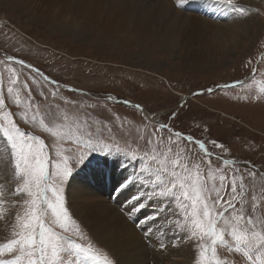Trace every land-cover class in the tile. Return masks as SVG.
<instances>
[{"label":"rangeland","instance_id":"1","mask_svg":"<svg viewBox=\"0 0 264 264\" xmlns=\"http://www.w3.org/2000/svg\"><path fill=\"white\" fill-rule=\"evenodd\" d=\"M188 1L192 4L199 0ZM220 2L200 0L198 4L205 11L194 13L212 24H228L231 18L245 20L250 16L249 25L258 23L257 33L250 41L230 42L210 36L208 50L197 59L179 43V31L173 34L148 29L143 17L146 10L139 3L134 7L117 0H0V95L24 131L44 142L41 145L30 141L25 155L38 153V159H43L55 177L62 171L65 159L70 162L87 146L95 147L74 166L64 186L66 205L75 217L64 222L68 234L74 233L73 242L84 249L78 257L64 256L65 264H122L116 253L75 214L71 200L72 183L75 188L90 180L89 187L100 185L95 189L97 195L110 202L113 184L108 186V193V183L100 176L103 174H115V181L121 184L117 187L121 188L119 193L126 191L125 209L131 201L127 197L129 187L139 191L133 198L139 203V211L134 217L126 216L130 223H139L134 219L144 213L146 206L151 205L149 214H154L152 204L159 199L164 206L159 214L170 216L174 229L189 236L185 242L190 257L172 255L162 264H197L199 259L197 242L190 238L192 210L184 208L190 201L181 196L184 203H179L175 198L158 195L164 186L161 182L171 179L173 168L183 177L177 186L188 185L198 177L207 188L219 189L224 176L225 199L235 179L238 192L239 185H243L245 197L246 211L240 225L249 216L258 225L264 223V0H231L232 5L247 10L242 14ZM178 3L172 0L171 16L179 10L186 16L192 14ZM220 6L229 12L224 18L216 17L222 16L217 13L223 9ZM21 60L23 65L15 62ZM44 75L59 82L55 89ZM126 101H131V106ZM135 105H142V110ZM173 111L178 113L175 120L168 118ZM4 115L0 109V123ZM165 121L174 130L202 140L213 153L211 160L196 146L175 137L169 141L167 132L158 133L154 125ZM214 140L225 148H217ZM0 141V194L12 211L10 229L0 235L2 246L18 238L19 226L14 231L13 225L16 216L22 217L28 206L16 203L19 176L9 144L3 137ZM153 153L159 164L153 161ZM225 159H235L236 164L225 165ZM181 163L183 169L179 167ZM158 168L165 171L157 175ZM89 175L92 179L85 178ZM240 206L236 204L237 209ZM141 225L136 230L142 237ZM53 230L63 232L59 225ZM150 256L151 259L153 255ZM237 258L239 253L222 248L215 256L210 247L206 253L212 264ZM261 259L264 256L257 264Z\"/></svg>","mask_w":264,"mask_h":264},{"label":"snow or ice","instance_id":"2","mask_svg":"<svg viewBox=\"0 0 264 264\" xmlns=\"http://www.w3.org/2000/svg\"><path fill=\"white\" fill-rule=\"evenodd\" d=\"M185 2L186 0H179L180 6L182 7ZM220 4L232 12L242 14L247 11L232 5L231 0H221ZM15 62L24 64L22 60ZM36 71L39 72V69ZM49 82L53 85V89L59 83L55 80H49ZM223 87H228V85ZM126 103L131 106V101H126ZM135 107L138 110L143 108L142 105H135ZM9 108L10 106L6 104L4 96L0 95V109L5 113L4 122L0 123V137L6 140L12 150L15 169L19 176V186L15 189L16 203H23L28 207L22 217L16 216V224L13 225L14 231L16 226H19L20 230L16 232L18 238L0 246V264H65L64 256L78 257L84 252V249L80 244L73 242L71 235L74 233L68 234V225L64 222L75 218L66 205L63 195L64 186L74 166L85 159L89 149L95 147L87 146L83 154L73 155L70 162L69 159H65L62 171L53 177L46 169L43 159H38V153L32 154L31 157L25 155L24 150L29 146L30 141H39L41 145L44 142L39 140L37 136H30L24 131ZM177 115L178 113L173 111L169 113L168 118L175 120ZM154 129L158 133L167 132L169 141L175 137L177 140H183L189 145L196 146L204 156L209 158V161L211 160L213 153L208 150L202 140L174 130L166 121L154 125ZM160 139L165 138L161 136ZM212 143L217 148H225L224 144L215 140ZM152 159L159 164V158L154 153ZM223 163L231 166L236 164V160L225 159ZM179 167L183 169L184 164L181 163ZM56 168L59 170L60 165L57 164ZM161 171L165 170L158 168L157 175ZM170 175L171 179L161 182L164 186L158 195L175 198L179 203L190 201V203L184 204V208L185 211L189 208L192 210L190 238L197 242L195 245L196 249L199 250L197 264H212L206 259L209 247L213 256L217 254L218 248L240 254V258L231 261L217 260L215 264H257L259 257L264 256V223L258 225L249 216L244 224L240 225L239 222L244 220L243 214L246 211L243 206L245 203L243 185H239L240 191L238 192L236 180L233 179L230 193L225 199L223 195L225 191L224 176H221L222 183L219 189L215 187L209 189L198 177L193 178L188 185L179 183L177 186V182L183 180V177L175 168L171 170ZM212 193H215L214 197ZM181 196H183L184 201H181ZM238 196L240 197L239 200H237ZM237 203L241 205L239 209L236 207ZM238 212L239 215H237ZM48 213L51 214L50 218ZM128 214L131 215V211H128ZM29 217L32 218L31 221L28 220ZM55 225H59L63 232L56 233L53 230ZM182 239H189V236L185 235ZM229 240L232 242L230 243ZM65 242L69 245L68 247H65ZM58 257L59 259H57ZM92 259L95 260V257L93 256ZM259 264H264V259H261Z\"/></svg>","mask_w":264,"mask_h":264},{"label":"bare ground","instance_id":"3","mask_svg":"<svg viewBox=\"0 0 264 264\" xmlns=\"http://www.w3.org/2000/svg\"><path fill=\"white\" fill-rule=\"evenodd\" d=\"M117 1L131 3L133 4L132 6H134V4L136 6L138 3L142 4L143 8L146 10L143 14L146 27L148 29L152 28V30L155 32L165 31L167 33L172 31L171 33L174 34L175 30L179 31L181 34L180 38L183 40V42H181L180 39L179 43L185 47V50H187L190 55H197V59L203 58L204 50H208L209 45L207 40L210 36L221 37L219 38L220 40L223 39L230 42L242 39H248L250 41L257 33L256 30L258 23L254 24V26H251V24L249 25L251 18L247 15L245 20L237 17L231 18L228 24L225 22L220 24H212L214 22H211L209 19H201V17L196 13L186 16L185 14L181 13L182 11L179 10L180 12H174V16H171L172 11L170 8L172 6V0H147V2L145 0ZM199 2L200 0L198 3ZM188 3L189 1L186 0L182 6L183 8L179 3L177 6L181 7L182 9H186V4ZM220 7L223 9L217 10V13L221 14L222 16L217 15L216 17L224 18V15L227 16L229 12H227L223 6ZM163 23H167L168 25L162 27L161 24ZM252 27L253 30L250 29ZM150 117L153 119V116ZM1 145L3 144L0 141V147ZM111 175L112 177L109 174L100 175L103 177V182L111 180L110 184L108 183V185L105 186L106 191L108 186L111 184H113L112 191L117 190V187L121 186V184H118V182L115 181V174ZM90 177L91 175L88 177L86 176L85 178L92 179ZM87 183V185L85 184L82 186L76 185L75 188L73 187L72 183V186L70 187L74 212L84 221L85 225L87 224L86 226L94 234V236L101 240L103 244L109 246V248H111L116 253V256L120 259L122 264H148L150 262H153L154 264H162L165 258L172 255L185 258L190 257V248L187 247L185 239H182L184 235L182 233L180 235L170 224V216H162L165 213L159 214L161 209L164 208L162 201L158 202L159 199H157L155 203L152 204V210H155L154 214H149V211H151V205L149 207L146 206L144 208L143 215L141 217H137V223H139L132 224L129 222L130 220L128 221L126 216L128 211H131L133 217L139 211L137 210V205L139 203L136 199H133L135 198V195L138 196L139 193L136 188L129 187L130 193L127 194V197L131 198V201L130 206L125 209L126 204L124 203L126 202V191H124V194L122 193L120 195L119 200H122L121 202L113 203L111 198L110 202H107L105 199L106 197H102L96 193L97 190L95 189H100V185H97L96 187L93 186V188L89 187L90 180ZM124 186H127L128 188L126 183ZM120 189L121 188H119L118 193L120 192ZM4 194L7 193L5 192ZM9 207L10 204L7 203L5 197L0 194V235L5 234L10 229L9 227L12 222V211ZM141 223V227L145 225L144 230L142 231V234L145 236V238L143 236L141 237L139 234L140 232L136 230L137 225L140 226ZM146 242L148 244H145ZM151 254L153 257L150 259L149 256Z\"/></svg>","mask_w":264,"mask_h":264}]
</instances>
